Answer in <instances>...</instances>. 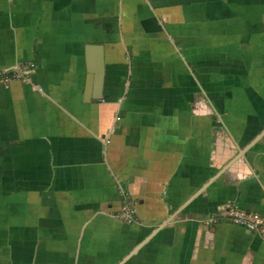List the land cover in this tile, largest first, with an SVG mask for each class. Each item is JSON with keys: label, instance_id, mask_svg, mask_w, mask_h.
<instances>
[{"label": "crops", "instance_id": "0c3cea01", "mask_svg": "<svg viewBox=\"0 0 264 264\" xmlns=\"http://www.w3.org/2000/svg\"><path fill=\"white\" fill-rule=\"evenodd\" d=\"M31 64L0 85V264H264L220 219L264 216V0H0V73Z\"/></svg>", "mask_w": 264, "mask_h": 264}, {"label": "built area", "instance_id": "2783aa9c", "mask_svg": "<svg viewBox=\"0 0 264 264\" xmlns=\"http://www.w3.org/2000/svg\"><path fill=\"white\" fill-rule=\"evenodd\" d=\"M35 68L34 64L30 67H19L11 73L2 72L0 73V85L7 84L13 79H26L27 75ZM11 74V76H9ZM134 207L129 201H125L124 207L120 219L128 224H134L135 212ZM220 219L229 221L238 227L244 228L249 232H264V216L255 212H247L237 208H230L220 214ZM212 222H217V220H212Z\"/></svg>", "mask_w": 264, "mask_h": 264}, {"label": "water", "instance_id": "95a60500", "mask_svg": "<svg viewBox=\"0 0 264 264\" xmlns=\"http://www.w3.org/2000/svg\"><path fill=\"white\" fill-rule=\"evenodd\" d=\"M258 137H264V132L261 135H259Z\"/></svg>", "mask_w": 264, "mask_h": 264}, {"label": "trees", "instance_id": "16d2710c", "mask_svg": "<svg viewBox=\"0 0 264 264\" xmlns=\"http://www.w3.org/2000/svg\"><path fill=\"white\" fill-rule=\"evenodd\" d=\"M9 76H11V74H9Z\"/></svg>", "mask_w": 264, "mask_h": 264}]
</instances>
